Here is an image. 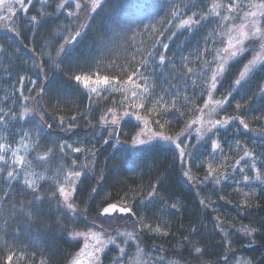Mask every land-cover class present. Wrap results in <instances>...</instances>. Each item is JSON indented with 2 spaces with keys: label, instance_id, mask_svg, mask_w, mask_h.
<instances>
[{
  "label": "trees",
  "instance_id": "obj_1",
  "mask_svg": "<svg viewBox=\"0 0 264 264\" xmlns=\"http://www.w3.org/2000/svg\"><path fill=\"white\" fill-rule=\"evenodd\" d=\"M7 2H12L16 11L12 20L0 21V109L4 112L16 109L19 114L23 107H28L35 112L26 118L27 122L0 124V143L7 138L13 147L19 146L16 141L23 135L21 129L31 132L23 141L29 150L25 155L31 161L26 166L27 177L12 182L0 179V196L8 193L7 201L0 202V215L8 219L10 204L19 207L20 202L27 204L32 199L28 190L22 192L25 178L35 180L42 199L18 213L7 227L0 222V230L12 245L8 249L0 242L3 249L0 264H7L6 256L13 253L12 264H70L83 247V241L75 233L90 228L96 232L102 230L103 235L125 233V238L100 256L101 264H228L237 256L248 258L249 264H264V125L253 119L264 114V100L257 97L252 110L245 114L248 129L234 121L220 127L214 135L206 133L197 147H193L194 137L185 134L182 147L187 145L188 151L194 152L190 161L187 157L182 161L171 142L152 140L131 145L140 127L176 137L199 115V109L204 108L209 96L206 91L201 94V90L209 83L211 71L208 77H201L199 69L204 59L211 60L212 55L206 54L201 59L199 52L205 47V38H208L207 47L217 49L222 48L220 41L227 38L221 35L224 29L216 19L211 18L196 30L172 29L175 36L172 31L166 32L160 39L169 48L165 50L157 45L154 50L166 53V63L159 65L150 60L147 69L141 68L143 75L155 84L152 102L137 101L145 103L144 108L133 107L131 101L119 103L124 95H131L125 91L131 86L123 83L124 68L133 56L137 61L142 60L146 49L155 43L152 29H146V25L163 31L169 27L166 20L171 19L169 13L173 8L186 13L180 17L186 19L192 11L203 14L206 5L212 2L227 4L229 0H100L101 6L95 12L90 10L92 0H79L82 5L79 10L71 2L58 9L61 0H31L30 4L25 0L23 9L15 0H6V5ZM86 3L88 7H84ZM69 11L75 15L68 16ZM5 15L6 6L0 8V16ZM32 16L37 17L35 23H29ZM179 22V19L174 21ZM77 31L81 33L77 41L65 43V38L70 41ZM183 57L188 58L187 65L194 69L195 75L186 74ZM247 58L248 55L239 62L229 61L228 70L213 90V101L222 100L232 91L231 85ZM158 59L157 55L155 61ZM78 74L92 79L97 75L110 79L115 76L120 90L114 81L110 85H92L97 92H90L72 79ZM20 76L25 77L22 85ZM193 80L198 81L197 86ZM260 87H264V71H258L233 92L229 103L223 105L224 110L214 113V119L238 115L235 104L258 93ZM171 93H176L175 107L179 111L170 109L165 118L157 115L158 109L149 112L161 95L170 101ZM109 108L120 116L115 124L109 121L113 116ZM125 113L127 116L122 117ZM73 115L77 117L75 122L71 120ZM102 116L108 123L101 121ZM41 123L43 131L37 127ZM48 124L52 125L51 129ZM214 139L221 143L215 160L209 156ZM54 142L82 151L75 153L65 148L66 155H61L57 149L47 159H36L44 157ZM244 146L257 156L256 169L248 168L245 174L254 177L259 170L260 181H244L238 171L231 169L233 165L239 169L250 163L245 157L236 165V160L243 156ZM218 159L224 163V169L218 168V175L230 171V177L226 174L229 178L221 179L219 184L209 178L193 188L184 180V170L204 179L208 163L216 167L220 164ZM70 172H81V177L69 184L64 177ZM61 185L65 188L70 185L69 202L74 205V212L66 208L62 196H51ZM154 190L155 195L148 197ZM246 193H251L250 198ZM111 203L129 207L132 212H116L111 218L102 215V208ZM29 212L31 219L27 218ZM142 224L153 229L159 227L161 232L143 228ZM246 228L255 231L249 234ZM127 233H133L136 239L127 240ZM137 245L144 253L140 258ZM121 248L126 252L123 257ZM196 248L201 251L197 253Z\"/></svg>",
  "mask_w": 264,
  "mask_h": 264
},
{
  "label": "snow or ice",
  "instance_id": "obj_2",
  "mask_svg": "<svg viewBox=\"0 0 264 264\" xmlns=\"http://www.w3.org/2000/svg\"><path fill=\"white\" fill-rule=\"evenodd\" d=\"M75 3V7L77 10L81 9L82 5L79 2V0H61V3L57 5L58 9H64L66 6L69 5V3ZM15 3H18L20 7L23 9L25 7V0H15ZM28 3H31V0H28ZM6 6V12L7 15L0 16V21H10L13 18V14L15 13L16 9L12 2H7L6 0H0V8H4ZM89 5L86 3L84 7H88ZM100 0H92L90 10L92 12H95L98 7H100ZM68 16H74L75 14L71 11L67 13ZM169 15L171 16V19H167L166 23L169 27L165 28L163 31L155 29V26H148L146 25L145 28H151V37H154L155 43L152 44L151 49H146V56L140 61H137L135 56L132 57L131 61L128 62V65L124 68V75L126 76V80L123 82L126 85H130L131 87L129 89H126L125 91H130L131 95H124V98L119 101L120 104L127 103L131 101L133 107L135 108H144L145 103H137L139 100H144L147 102H152V96L155 92V84L153 82H150L149 77L144 76L143 72L141 71V68L147 69L148 62L151 60L153 62L158 63L159 65H164L167 61L166 53H157L154 51L157 47V45H160L163 49L167 50L169 48V44L163 43L160 39L161 37L165 36V33L168 31H172V29H190V30H196L200 26H202L205 22H208L211 18H215L217 23L220 24L221 28L224 29V31L221 33L222 36L227 37L226 41L221 40L220 44L222 45V48H215V47H207L208 45V38H205V47L200 49L199 52V58L203 59L206 54H211L212 59L207 60L204 59V63L202 64L201 68L199 69V73L201 77H208V72L211 71L210 77H208L209 83L206 85L204 89L201 90V94H204V92H207V95L209 98H211L213 90L217 88V83L219 81V78L228 70L229 67V61H235L239 62V59L243 57L248 52H254L255 55L251 60H249L247 63L243 65V69L239 72L238 77L234 80L233 84L231 85L232 91H229L228 95L225 96L222 100L217 101H205L204 108L199 109L202 113L205 112V109H209L210 113H215L218 110L223 111V105L229 103L230 98L233 95V92L238 91L239 88H242L244 84L258 71H264V54H261L260 52L256 51V48L258 47L262 52H264V0H259V2H256V0H247V3H244V0H229L227 4L224 3H218V2H212L208 5H206V10L203 11V14L201 11H192L191 15L188 16L186 19H180V17L186 15V13L181 12L179 9L173 8ZM78 18V17H77ZM180 20V22L174 23L175 20ZM241 20L242 22L240 24H235L233 21ZM37 21L36 16H32L29 20V23H35ZM5 27H9L7 24L4 25ZM10 31H15L14 28H9ZM19 35V33H17ZM81 33L79 31L76 32L74 36L71 37V40L69 41L67 38H65V43H75ZM176 32L172 31V36H175ZM172 36H169L168 39L171 40ZM143 43V42H142ZM213 44H215V41H212ZM63 47L61 48V52H63ZM141 55H144L143 53ZM158 55L159 59L158 61H155V57ZM187 57L182 58L183 67L186 69L187 73H192L195 75L194 69L191 67H188L187 65ZM139 64L140 67H133L134 65ZM25 77L20 76L19 81L21 85L23 84ZM72 79L76 82L78 86L82 85L85 89H87L90 92L96 93L97 88L92 87V85H110L114 81L117 82V90H120L118 78L113 76L111 79L109 76H99L97 75L95 79H92L89 76L86 75H75ZM194 86H197L198 81L193 80L192 81ZM31 91V89L29 90ZM43 92V89H41V93ZM20 95L22 96L23 93L21 92ZM170 95V101H166L164 99V96L161 95L158 99L155 100L153 104V108H149V112H152L154 109H158L157 115L161 118H165L170 109H175L176 111H179V109H176V93H171ZM259 97L261 100H264V87H260L258 93H253L251 96L248 97V99L244 100L242 103L237 102L235 104V110L238 115L234 116H224L220 119H216L214 121L209 120L207 121V133L209 136L214 135L216 132L219 131L220 127H227L232 122L238 121L239 124L245 128H249V124L246 122L245 114L252 110V102ZM24 100H28L29 97H23ZM185 100H188L189 97L185 95ZM7 99V97L5 98ZM35 99V98H33ZM18 110L16 109H10L7 112H4L2 109H0V124H11L13 121H26V118L33 115L35 112V109H29L28 107H23V111H20L19 114H17ZM108 112L112 113L113 119L111 121L112 124H115L117 122V117L112 108L108 109ZM139 118L138 113H134ZM127 115V113H125ZM77 117L73 115L71 117V120L75 122ZM253 119L259 121L262 125H264V114L256 115L253 117ZM61 122L64 121V117H60ZM41 121H43V114H41ZM101 121L104 123H108V121L105 119L104 116L101 117ZM159 123V120L156 121ZM199 121H193L192 123H197ZM73 125H68L69 128H71ZM38 128H40L41 131H43V123L37 125ZM47 127L51 129L52 125L48 124ZM163 127V125H161ZM21 132L23 135L20 137L19 141H16V143L19 145L18 147H13L12 142H8L7 138H5L4 143H0V179H3L7 182H12L18 180L21 176L27 177V169L26 166L31 164V161L28 160L27 155H20L21 147L24 148L25 153H28L27 145L23 143L24 140H27L31 136L30 130L26 131L24 129H21ZM197 133V140L199 141L201 137L204 135V131L201 128L196 129ZM185 134L190 135L191 134V125H189L188 128H186L183 132L177 134L176 137L171 136H165L163 133H156V136L160 137L161 139L165 141H170L175 149L178 152V155L180 159L183 161L185 157L188 158L190 161L194 155V152L188 151V146L185 145L182 147V143L184 141L182 140V137L185 136ZM19 135V134H17ZM105 143H108L106 140ZM135 144L143 145L145 141L139 140L134 141ZM236 145L238 148L241 147L240 143L237 141ZM193 146V147H197ZM35 148V146H34ZM33 148V150H34ZM65 148H70L72 152L79 153L82 151L81 148L76 147L73 148L71 145L66 144H59L55 145L54 147L48 148L47 153H45L44 157H37L36 159H47L49 155H54L55 151L58 149L61 155H66L64 152ZM211 149L212 151L209 153V156L215 159L216 153L221 151V143L218 140H212L211 141ZM30 154V153H29ZM245 157L248 158L250 163L246 165L245 167H240L237 169L234 165L231 166L232 171H238L242 177V180L244 181H250V180H261V173L259 170H257V174L254 177H250L249 175H246V169H256V161L257 156L254 153L253 150H250L247 146L243 147V156H241L238 160H236V165H240L242 161H244ZM201 166L203 165V161L200 162ZM72 164L75 165L76 162L73 160ZM223 166V164H218L216 167L213 166V163H208L207 165V173L204 177L205 180H208L209 178H212L216 184L220 183L221 179H227V175H218V168ZM6 173V175H5ZM185 175H188L187 172H185ZM81 172H70L67 176L64 177L65 181L71 183V181L75 178H80ZM42 179V177H41ZM264 182V181H262ZM24 189H22V192L26 189L28 190V193L32 196V199L28 201L27 204H24L23 202L19 203V207H17V204L13 203L9 205V208L7 209V216L8 219L4 218V215H0V222L4 224L5 227H7L10 220H15L18 213H23L26 209H30L34 202L41 201L42 197L39 194V189L36 185L35 180L25 178L22 181ZM74 191V189H73ZM95 191V190H93ZM62 196L64 198V204L68 210L75 211L74 205L69 202V191L66 189L63 185H61L56 191L51 192V196L53 198H56L57 196ZM155 195V190L153 192L148 193V197H153ZM247 197L250 198L251 193L245 194ZM8 199V193L5 192L3 196H0V202H6ZM204 202L203 200L201 201ZM248 199L245 200V204H248ZM175 207V205H173ZM123 213L128 214L132 212V209L129 207H117L114 204H109L107 207L103 208V215L111 218L110 214L112 213ZM134 215V214H133ZM28 219L32 218V213H28ZM143 228L161 232V228L156 227L155 229L151 228L150 225L142 224ZM245 231L249 234L255 231V229H245ZM166 234V233H164ZM5 235L2 230H0V242L3 243V246L5 248L11 249L12 245L9 244L7 239L5 238ZM76 236L83 235L82 233H75ZM129 238V240H135L136 236L133 233H127L126 234ZM103 237V231L100 232H93L92 233V240L95 242L92 245L85 244L84 248L80 250L79 253H77L80 257H86L88 264H101L99 253H101L104 250V247L106 244L109 243H115V239L112 236H108L107 239L102 238ZM230 244V241L227 242ZM3 249L0 248V251ZM138 252L140 251L138 245H137ZM195 251L199 253L201 251L200 248H196ZM121 257L126 255V252L123 248L120 249ZM14 259V253L9 254L6 256L7 264H12V261ZM75 264H84L83 260L77 259L75 261ZM239 264V262H238Z\"/></svg>",
  "mask_w": 264,
  "mask_h": 264
},
{
  "label": "rangeland",
  "instance_id": "obj_3",
  "mask_svg": "<svg viewBox=\"0 0 264 264\" xmlns=\"http://www.w3.org/2000/svg\"><path fill=\"white\" fill-rule=\"evenodd\" d=\"M242 21H240V22H238V23H236L237 25L238 24H240ZM227 39V38H226ZM256 51L257 52H260L261 54H264V52H262L258 47L256 48ZM246 55H248V58H247V60L249 61V60H251L252 58H253V56L255 55V53L254 52H248V53H246L244 56H246ZM248 61H246V63L248 62ZM207 101H213L212 100V98H208L207 97ZM209 112H210V110L209 109H205V112L204 113H202V112H200L199 113V115L195 118V119H193L192 120V122L193 121H199V122H197V123H192L191 122V134L190 135H187V136H193L194 137V140H195V143H196V145H198V143H200V141L202 142V140H203V136H205V134L207 133V131H206V129H207V127H208V125H207V121H209V120H212V121H214V120H216V119H214V113H210L209 114ZM121 116L122 117H124V116H127V115H125V114H121ZM116 117H117V121H118V119H119V117L120 116H117L116 115ZM112 119H113V116L109 119V121L111 122L112 121ZM197 128H201L203 131H204V135L201 137V139H200V141H198L197 140V133H196V129ZM139 140H143V141H145V143H147V142H149V141H152V140H160V141H163V142H170V141H165V140H163V139H161L160 137H158V136H156V133H154V132H152V131H148L147 129H146V127H140V129L138 130V132L135 134V136L133 137V139H132V143H131V145H139V144H135L134 143V141H139ZM186 141H188V139H186ZM20 155H25L26 153H25V151H24V149H23V147H21V150H20V153H19ZM215 160V159H214ZM223 161V160H222ZM221 161V162H222ZM218 163H220V164H223L224 165V163H221L220 162V159H218V161H217ZM222 169H224V166H222ZM185 172H187L188 173V175H185ZM228 173V176L230 177L231 176V172L230 171H224L223 172V174H227ZM245 173H247V171L245 172ZM227 176V177H228ZM228 177V178H229ZM183 178H184V180L190 185V187H194V186H198V185H202L203 183L202 182H205V181H207V180H205V179H202V177H197V176H193V175H191L189 172H188V170H184L183 171ZM70 184V183H69ZM69 188H70V185L69 186H67L66 187V189H68V191H69V195H70V190H69ZM93 232H96V231H94L93 229H88V230H82V231H79V232H77V233H82L83 235H80V236H76V237H78V238H80L82 241H83V247L82 248H84V246H85V244H89V245H92V244H94L95 242L92 240V238H91V236H92V233ZM125 233H123V232H116L115 234H108V235H103V237L102 238H104V239H107V237L108 236H112L114 239H115V243H109V244H106V245H109L108 247H106V245H105V247H104V250H103V253H105V252H107L108 250H110V248L111 247H113L114 245L116 246L118 243H119V240L121 239V238H125ZM126 238H127V240H129V238H128V236L126 235ZM140 249V251L138 252H136L137 253V255H138V258H140V256H142L144 253H143V251H142V248H139ZM80 252V251H79ZM78 252V253H79ZM102 253V254H103ZM101 254V255H102ZM99 255H100V253H99ZM77 259H80V260H83V262H84V264H88V262H87V258L86 257H80V256H78V255H76L75 257H74V259L72 260V262L70 263V264H75V261L77 260ZM119 260V259H118ZM165 260V259H164ZM238 262H239V264H249L250 262H249V260H248V258H245V257H243V256H237V257H235V258H233L232 259V261L230 262V263H228V264H238ZM168 263V262H167ZM131 264H135L134 262L133 263H131ZM172 264V263H171Z\"/></svg>",
  "mask_w": 264,
  "mask_h": 264
},
{
  "label": "water",
  "instance_id": "obj_4",
  "mask_svg": "<svg viewBox=\"0 0 264 264\" xmlns=\"http://www.w3.org/2000/svg\"><path fill=\"white\" fill-rule=\"evenodd\" d=\"M111 204H114V205H116L118 208L119 207H123V206H120V205H118V204H115V203H111ZM109 205V204H108ZM108 205H106V206H104V207H107ZM103 207V208H104ZM103 208H102V210H101V214L103 215ZM117 213H119V212H117ZM113 214V213H112ZM112 214H110V215H112ZM121 214H123V213H121Z\"/></svg>",
  "mask_w": 264,
  "mask_h": 264
},
{
  "label": "flooded vegetation",
  "instance_id": "obj_5",
  "mask_svg": "<svg viewBox=\"0 0 264 264\" xmlns=\"http://www.w3.org/2000/svg\"><path fill=\"white\" fill-rule=\"evenodd\" d=\"M109 245H106V247H108ZM103 253V251L100 253L99 257L101 256V254Z\"/></svg>",
  "mask_w": 264,
  "mask_h": 264
}]
</instances>
